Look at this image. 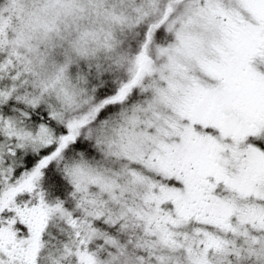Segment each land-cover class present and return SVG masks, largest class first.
<instances>
[{"label": "snow or ice", "instance_id": "1", "mask_svg": "<svg viewBox=\"0 0 264 264\" xmlns=\"http://www.w3.org/2000/svg\"><path fill=\"white\" fill-rule=\"evenodd\" d=\"M0 264H264V0H0Z\"/></svg>", "mask_w": 264, "mask_h": 264}]
</instances>
